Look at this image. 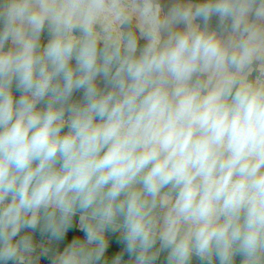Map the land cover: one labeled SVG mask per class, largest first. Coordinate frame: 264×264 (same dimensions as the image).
Listing matches in <instances>:
<instances>
[{
    "label": "clouds",
    "instance_id": "1",
    "mask_svg": "<svg viewBox=\"0 0 264 264\" xmlns=\"http://www.w3.org/2000/svg\"><path fill=\"white\" fill-rule=\"evenodd\" d=\"M45 260L264 264V0H0V264Z\"/></svg>",
    "mask_w": 264,
    "mask_h": 264
},
{
    "label": "crops",
    "instance_id": "2",
    "mask_svg": "<svg viewBox=\"0 0 264 264\" xmlns=\"http://www.w3.org/2000/svg\"><path fill=\"white\" fill-rule=\"evenodd\" d=\"M76 233H75V231H70V233H69V238L68 239H70L71 238V236H73V235H75ZM81 235H82V233H81ZM66 242H68V240L66 239V241H65V243ZM63 246V245H62ZM126 258V257H125ZM42 264H47V261L45 260V261H42Z\"/></svg>",
    "mask_w": 264,
    "mask_h": 264
}]
</instances>
